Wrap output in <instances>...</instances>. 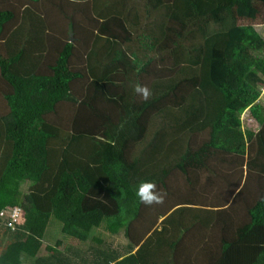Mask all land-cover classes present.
I'll return each instance as SVG.
<instances>
[{
	"label": "trees",
	"instance_id": "1",
	"mask_svg": "<svg viewBox=\"0 0 264 264\" xmlns=\"http://www.w3.org/2000/svg\"><path fill=\"white\" fill-rule=\"evenodd\" d=\"M43 1L60 13L70 4L84 22L68 18L60 44L38 17L8 31L16 13L0 10V264H264V128L254 141L242 119L249 111L264 126V0ZM219 174L228 196L195 209L219 244L175 258L177 216L203 207ZM176 175L189 197L169 189ZM144 182L167 202L142 203ZM15 206L24 222L12 228L2 216ZM53 222L89 253L66 255L58 240L26 255L29 236L43 239ZM103 233H126V253L104 249Z\"/></svg>",
	"mask_w": 264,
	"mask_h": 264
},
{
	"label": "rangeland",
	"instance_id": "2",
	"mask_svg": "<svg viewBox=\"0 0 264 264\" xmlns=\"http://www.w3.org/2000/svg\"><path fill=\"white\" fill-rule=\"evenodd\" d=\"M63 3H67L66 1ZM62 3V4H63ZM69 5V6H66ZM65 6H62V12L65 13H60L58 10L55 9L52 5H49L45 1L41 0L38 3H33L28 0H0V10L3 9H11L14 10L16 13V20L13 26L8 28V31H14L17 30L20 26L27 24V20L30 19V17L35 18L38 17L41 20L45 22V25L47 29L49 30V34H51L52 38L55 40H58L60 44L65 43L66 37L65 36V31L66 28L68 27L69 20L68 18H74L78 23H83V18L81 15L78 14V16L74 15L72 6L70 4H66ZM33 21V20H32ZM75 21V22H76ZM262 21V19H261ZM27 22V23H26ZM34 22V21H33ZM258 31L264 35V22L262 21L258 25ZM81 36V34H80ZM8 35H3L2 38L0 39V50L4 48L3 42L7 41ZM84 50H87L83 43L78 42V47L77 51L83 52ZM7 88V84L4 83V81L0 77V114L3 115L7 112L6 107L4 105V100H3V93L5 92ZM261 97L258 100V103L261 104V107L264 111V85L261 88ZM61 111V110H59ZM61 117L56 118L57 122L62 121V116L63 112H60ZM52 118V117H50ZM243 125L245 129H250L254 133L259 132V130H262V126L258 124L257 120L255 117L250 113L246 112L242 118ZM63 121H67L66 118L63 119ZM183 177L181 175H176L171 184H168L169 189L172 188L173 191L175 192V195H182L181 197L187 198L189 197L188 192L184 188L183 184ZM165 189L162 190L163 195V201L167 202L165 195L163 194ZM174 199V198H173ZM176 199V198H175ZM174 199V200H175ZM23 208L21 206H15L13 208L7 209L6 212L3 213L2 218H17L18 224L24 222L23 218ZM55 225H51L47 232L44 235V238L39 240L38 238H34L33 236H29L32 239L27 241L24 252L26 255L29 256H35L37 254H47L48 251H53L55 250L54 244L56 241L60 240L61 245L57 247V250L63 251L66 253V255H71L75 254L76 252L79 253L83 252V255H85L84 251L87 250L86 254H88V247L86 248L87 245L82 244L81 240H69L66 238L65 235L60 233V227H58L55 223ZM52 223V224H53ZM97 233V229L91 230V238L88 244L93 246H97L94 242L91 243L92 238L94 235ZM104 244L102 245L104 249H108L111 251L115 252H120L121 254L126 253V248L128 245V236L126 233H121L119 235H111L109 233H103L101 236ZM34 238V241H33ZM88 245V246H89ZM27 264V263H26Z\"/></svg>",
	"mask_w": 264,
	"mask_h": 264
},
{
	"label": "crops",
	"instance_id": "3",
	"mask_svg": "<svg viewBox=\"0 0 264 264\" xmlns=\"http://www.w3.org/2000/svg\"><path fill=\"white\" fill-rule=\"evenodd\" d=\"M247 112H249V111H247ZM262 127L264 128V126H262ZM263 128H262V130H263ZM262 130H259V132H261ZM259 132L255 133L254 141L260 135ZM249 153H250V151L248 149L247 150V156H246L245 170L248 169L247 162H249L251 160ZM252 170L254 172H257V173L259 172L258 168H252ZM221 171H222L224 176L229 177L230 183L232 181H234V179L238 178V174L232 173V170H229V171L221 170ZM203 176H209V174L208 173L202 174V177ZM211 182H212V184H211L212 187H211V189H209L207 191L208 194L203 193L204 195L202 194V196H201V198H204L206 200V204H204L203 207L198 206L199 208L191 207V209H189L184 214L177 216L178 219H176V222L180 223V227L174 228L173 230H175V229L179 230V233H178L176 239L179 242V248L178 249H180V251H182V252H178L177 254H175L174 251H171L169 253L170 258H172L174 254H175L174 255L175 258H181L180 256L182 254L184 257L189 259L190 257H193L195 255L194 247H196V245H198V244H211L212 245L213 243L219 244L218 239H219L220 235H219L218 231H214L215 233L213 234V232L211 230L212 228L210 226L211 224H209V227L205 228V226H203L200 221L196 222L198 217H199L198 216L199 213L195 209L208 210L209 208H213V207H210V206H212L211 204H213V205L218 204V199L222 196H225V195L228 196L227 193L230 191V188L227 186V184L224 181H222V179L220 178V174H219L218 178H216V177L211 178ZM228 188H229V191H228ZM249 193L252 195L255 192H254V190H251V191L249 190L246 192V194H248V195H249ZM219 206L220 205H218L217 207H219ZM235 206L240 208L239 209V215H241V216L244 215V217L246 218L247 217V214L245 212L246 208L243 207L240 203H238ZM222 209H225V208H222ZM242 209H243V211H242ZM213 211H217V208H215ZM206 217H207L206 214H204V218L207 222ZM205 220H203L204 224L206 223ZM187 223L194 224L195 229L192 230L191 232L188 230L186 231V228H187L186 224ZM210 237L212 238V240L210 239ZM183 252H184V254H183Z\"/></svg>",
	"mask_w": 264,
	"mask_h": 264
},
{
	"label": "clouds",
	"instance_id": "4",
	"mask_svg": "<svg viewBox=\"0 0 264 264\" xmlns=\"http://www.w3.org/2000/svg\"><path fill=\"white\" fill-rule=\"evenodd\" d=\"M139 93L143 99H147L150 95V90L146 86L137 85L134 89ZM155 185L151 182H144L137 188L136 194L139 196L142 203L151 205L153 203H161L163 200L162 195H158L154 189Z\"/></svg>",
	"mask_w": 264,
	"mask_h": 264
},
{
	"label": "built area",
	"instance_id": "5",
	"mask_svg": "<svg viewBox=\"0 0 264 264\" xmlns=\"http://www.w3.org/2000/svg\"><path fill=\"white\" fill-rule=\"evenodd\" d=\"M16 224H18L17 218H12V220L9 222V226L12 228H15Z\"/></svg>",
	"mask_w": 264,
	"mask_h": 264
}]
</instances>
